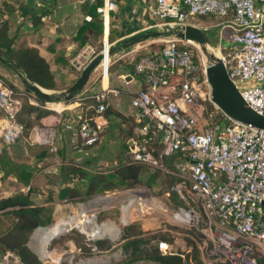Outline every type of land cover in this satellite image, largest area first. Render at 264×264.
<instances>
[{"label": "built area", "instance_id": "2783aa9c", "mask_svg": "<svg viewBox=\"0 0 264 264\" xmlns=\"http://www.w3.org/2000/svg\"><path fill=\"white\" fill-rule=\"evenodd\" d=\"M32 1L35 9L47 8L43 20L52 19L54 0ZM86 1L94 4L97 0H79L77 5ZM123 1L102 0L97 8L104 33ZM127 1L149 15L154 23L144 31L162 33V49L138 58V52L147 47L140 43L129 53L110 55L115 44L105 40L103 33L102 47L87 42L73 65L82 72L101 55L96 69L99 79L109 75L114 60L133 63L135 74L144 76L148 87L139 90L131 101L138 128L127 162L177 178L167 195L175 193L183 205H164L161 215L170 227L190 234V247L184 241L175 245L160 242V253H191L196 248L199 264H264V131L225 116L213 104L205 60L197 48L176 35L188 24L204 27L193 22L195 17L226 18L221 24L228 22L233 27L226 26L232 32L227 50L220 45L221 60L247 106L264 118V0ZM10 3L0 0V10ZM16 14L21 22L22 16ZM84 21L90 23L93 17L86 15ZM94 92L86 87L73 102L40 103L26 92L19 97L0 77L4 140L13 144L24 138L29 147H45L57 154L68 132L71 152L89 158L108 125L105 113L109 92ZM90 100L95 103L79 109ZM26 101L60 116L79 110L71 117L65 115L64 123L57 119L34 126L25 137V127L17 122V115ZM208 103L213 107L209 109ZM173 157L177 159L172 166L167 165L165 159ZM143 197L158 201L147 199L145 193ZM0 264L22 263L19 256L5 251L0 254Z\"/></svg>", "mask_w": 264, "mask_h": 264}, {"label": "trees", "instance_id": "16d2710c", "mask_svg": "<svg viewBox=\"0 0 264 264\" xmlns=\"http://www.w3.org/2000/svg\"><path fill=\"white\" fill-rule=\"evenodd\" d=\"M11 1L10 4H5V9L6 7L10 8L8 16H12L14 11L20 12V16L23 18L22 29L28 31L29 26L27 23L29 20L32 21V28L35 29H38L43 24V16L47 8L43 9L40 7L35 9L31 3L33 2L32 0H29L28 5L24 4V0ZM100 5H102V0H97L94 4L87 1L83 5L85 12L93 17V21L90 23L84 21L78 28L76 35L73 36V40L78 43V50L73 52V56L78 54L90 37L97 39L103 34V22L97 13V8ZM119 35V38L123 37L124 33L121 32ZM17 42L18 32L11 30L10 21L8 19H0V66L2 68L8 70L12 75H17L25 84H37L45 90L63 91L70 87L66 86L64 88L58 85L56 76L51 71L50 64L40 54L37 47L18 46ZM111 42H114V40ZM58 59L64 65L68 63L63 57ZM114 68H117V66L112 67L111 72ZM126 68L132 71L133 66L127 65ZM4 81L15 89L7 80ZM37 100L40 103L43 102L39 98ZM58 101L61 100H53V102ZM89 102L95 103L94 100ZM208 107L212 108L213 105L208 103ZM34 113L36 115L33 116ZM49 113L51 112L40 107L25 104L17 115V122L25 127V133L28 135L29 131L40 123L41 118ZM45 155L46 151H42L38 156L43 158ZM175 159L177 157L165 159V162L167 165L172 166ZM6 174H9V172H6ZM27 174L28 172H23L21 175V180L25 183L29 182V175ZM111 174L116 178L112 183L107 182V176L103 173L88 176L80 167L71 163H64L59 170V181L64 184H71L76 183V180H78L77 183H81V179L86 175L88 176V187L84 192L76 185L73 188L58 189L59 194L51 193L47 197V203L53 202L56 198L62 200L80 197L83 194L87 196L94 195L97 194L96 191L99 189L105 192L122 187L133 188L138 185H146L152 188V184L153 186L157 184L158 179L160 184L166 187L169 192L171 187L177 182V178L174 176L165 175L166 179H164L159 172L154 173L144 165L128 162L115 166ZM147 176L150 178L149 180H147ZM163 192L164 190L162 189L159 193ZM170 194L178 198L175 193L170 192ZM33 198L37 197H32L29 191L0 199V211L3 212L0 215V254L10 251L19 256L23 264H42L29 251L27 243L33 231L47 226L52 221V208L36 206L33 203ZM168 237H170L168 234L145 232L142 231L138 224H130L124 227L121 241L117 247L121 250L123 258L118 262L112 259L109 264H199V255L196 248L191 253L178 252V254L162 255L158 244L160 242L171 243L172 240ZM74 240L86 254L91 253L94 248L102 253L113 247L105 240H97L91 242L92 247L87 248V242L84 237L79 236L78 239Z\"/></svg>", "mask_w": 264, "mask_h": 264}, {"label": "crops", "instance_id": "0c3cea01", "mask_svg": "<svg viewBox=\"0 0 264 264\" xmlns=\"http://www.w3.org/2000/svg\"><path fill=\"white\" fill-rule=\"evenodd\" d=\"M78 1L79 0H54L52 7L55 9V14L52 16L51 20H44V23L38 29L32 28L31 23L28 25L30 28H32V32L35 34L41 33V30H43L44 26L46 28H50L49 34L51 35H47V41H45L46 39H43V43H39L37 45L30 44L28 46H34L39 49L40 54L50 64L51 71H53L55 74L59 86H61L63 83L66 86H71L81 74V72L73 65V63H75L76 56L80 53L84 46L79 50L76 56H73V52L78 50V43L73 40V36L76 35L78 28L84 23V16L89 14L85 12L83 6L84 4L77 5ZM31 3L34 5L33 2ZM28 4L29 1L27 2V5ZM118 10H122L121 13L123 16L121 21L123 22V30L116 33L117 38L115 40L113 39L115 44L122 45V41L125 39H128L134 35H142L146 32H149L144 31L145 28L151 24L149 15L144 13L143 9L138 8L133 1H123L119 4ZM70 19H73V26L75 25V27L72 29L71 34H67L64 30L65 27H69L66 24ZM45 22L47 23V26L45 25ZM116 27L118 28V26ZM24 31L27 32V30ZM111 32L112 29L109 28V40L112 36ZM121 32L124 33V36L119 38V33ZM38 38H41V36ZM91 39L93 38L90 37L87 42H89ZM154 51L156 50L147 46L138 52L137 57L139 58L140 56L153 53ZM59 57H63V59H65L68 63L64 65L63 62L58 59ZM128 65L133 66L132 71L126 68L127 65H121L122 67L119 66L117 75L113 78L109 73L108 76L100 78V80L98 74L92 73L87 85L84 87L95 91V94L101 91L109 92V95L106 98L109 105L106 111L108 125L103 130L100 143L91 151L90 157L87 159L81 158L71 152L68 144L70 133L68 132L64 134L65 139L64 141L60 142L59 147H61V144L65 142L64 145L67 146L69 151H60L59 153L55 154V157L51 159L50 157H48V159L45 157L44 161L43 158H37L34 164L38 167V169L35 167V165L33 166L30 163H23L20 165V163H16V161L13 159L12 163H16L13 164L16 169H14L15 172L13 171L10 173L9 170H5L6 168L4 167V162L7 165H10L11 163L7 161L4 153L0 151V193H3L2 186L5 184V181H7L11 184L10 190H20L17 193H27L30 191L32 197H37L33 198V203H35L36 206L47 207L49 204L47 203V197L51 193L59 194L58 189L75 187L74 183H71V185L64 184L62 181H59V170L62 164L71 163L74 165V163H77L78 167H80L83 172H85L88 176H93L100 173L97 171L100 166H104L105 169H108L107 166L112 164L113 168L108 171L111 174L115 166L120 163H126L128 150L131 147L132 140L135 138L138 128V125L135 121V115L137 111L132 107L131 101L133 96L139 90L146 89L148 87L144 76L135 74L133 63H129ZM7 73L10 76L3 74L5 77L4 80L8 79L11 82L10 85H12L15 88V91L19 94V97H22V92L27 93L26 84L17 75H12L9 71ZM50 108L55 109V106ZM78 110L79 109L69 111L62 116L54 111H50L51 113L41 118L40 125L42 123H53L57 119L61 120V123H64V118L66 116L71 117L74 112H77ZM20 141L21 142L18 146V149L21 152L31 151L33 149V147H29L25 143L24 138H21ZM12 146H17V142L13 143L11 147ZM12 150L16 153L15 148ZM56 157L59 161H57L56 164L50 163L51 161H54V159L56 160ZM47 163L51 164L49 165L48 170L46 165ZM42 164H44L46 168H40ZM6 172H9V174H6ZM23 172H28V183H25L23 180H21V175ZM47 173L49 174L48 177ZM88 176L85 175L81 179L82 182L79 186H82L83 189L79 188L78 186L76 187L85 191L88 187ZM76 182H78V180H76ZM14 195L17 194L11 193V195H5L0 199Z\"/></svg>", "mask_w": 264, "mask_h": 264}, {"label": "rangeland", "instance_id": "374dc122", "mask_svg": "<svg viewBox=\"0 0 264 264\" xmlns=\"http://www.w3.org/2000/svg\"><path fill=\"white\" fill-rule=\"evenodd\" d=\"M10 8L6 7V9L4 10H0V19L1 20H5L8 19L10 21V26H11V30L13 32H18V42L17 45L18 46H28V45H33V44H39V43H43V39H46L45 41H47V35H51L49 34L50 32V28H46L45 26L43 27V30H41V33H33L32 32V28L29 27L28 31L25 32L24 30H22V21H20V19L17 18V14L14 11V14L12 16H8V11ZM119 11V10H118ZM117 11V12H118ZM122 10L119 11V13H115L113 14V18H112V23H111V29H112V36L110 38V42L114 39L117 38V34L119 31H122V26H123V22L121 21L122 18ZM18 12V11H17ZM18 14L20 15V12H18ZM115 15V16H114ZM227 20L226 18H221L215 15H208V16H204V17H195V19L193 20V22L197 23L201 26L204 27H210L209 31L207 32L211 42L214 45H218L219 43V39H220V35L221 36V41H220V45H221V49L223 51H226L227 48L229 47L230 43V34L232 32V29L225 27L223 29H221V22ZM44 23V22H43ZM150 23H154L152 20L150 21ZM28 24V23H27ZM74 21L73 19H70L66 25H68L69 27L66 28L65 27V33L67 34H71L72 29L75 27V25L73 26ZM45 25L47 26V23L45 22ZM49 25V24H48ZM118 26V28L116 27ZM39 36H41V38H38ZM161 38V37H160ZM160 38H153V39H149L148 41L142 42V44H140L141 46H148L151 47L155 50L158 49H162L163 47V43L161 42L162 39ZM102 41H103V34L100 35L97 39H91L89 42L93 45V47L100 49L102 47ZM112 44H115V42H113ZM113 47L116 48L115 53L117 54H125V53H129L130 51H132V49H134L135 46H132L128 49H123L121 44H115ZM128 65L129 63L127 61L124 60H114L111 68L114 67L115 65L117 66V68H114L111 72V68H110V76L113 78L117 75V70L120 67H122L123 65ZM122 65V66H121ZM8 70L4 69V68H0V77L2 79H5L4 75H9ZM98 74L100 71L95 70V72ZM10 76V75H9ZM8 81L9 84H11V82L6 79ZM101 80V79H100ZM61 87H66V85H64V83L61 85ZM67 89H65L64 91H66ZM27 91V90H26ZM50 93H52V95L58 94L60 92H64V91H50L47 90ZM27 95H29V97H35V95L32 92L27 91ZM36 98V97H35ZM62 101V100H61ZM28 104L31 105L29 102H24L23 105ZM94 103H86L84 105H82L81 108H86L87 106H91ZM35 107H40L41 109L46 110L45 107L43 106H37V105H32ZM43 107V108H42ZM211 107H209L210 109ZM212 111V109H211ZM215 113V112H214ZM36 115V113L33 114V116ZM0 122H1V129H0V151H2L4 153L5 158H7V161H9V163H11L9 166L4 162V168L6 171L9 170L10 173H12L13 171L15 172L14 169H16V167L13 164L16 163H20V165H22L23 163H30L33 166L35 165L34 162L42 157L38 156V154H40L42 151H46V155L43 156V161L44 158L50 157L53 158L55 157V154L49 153V150L45 147H40V146H36L33 147V149L31 151H26V152H21L18 149V146L20 145V140L17 141V146H12V144L7 143L4 140V137L2 135V129H4L5 124L2 122V116L0 114ZM41 122V120H40ZM40 125L36 124L35 126ZM26 133L24 131L23 136L26 137ZM136 137V136H135ZM23 139V138H22ZM65 139V138H64ZM63 139V141H64ZM65 142H63V144H61V147H59L58 145V152L60 151H66L69 149L67 148V146L64 145ZM67 145V144H66ZM13 148L16 149V153L12 150ZM18 149V150H17ZM21 152V153H20ZM1 155V154H0ZM15 160L16 163H12V160ZM19 161V162H18ZM59 161L56 157V160L54 159V161H51L50 163L52 164H56V162ZM46 163V162H45ZM31 165V166H32ZM47 165V170L49 169V165L51 164H46ZM11 167V168H10ZM35 167L38 169V167L35 165ZM108 169H105L104 166H100L98 168V172L103 173L107 179V182H113L116 180V178H114V176L112 174H110L108 171H110L113 167L112 164L107 166ZM42 169L46 168V166L44 164L41 165ZM154 173L158 172V171H153ZM159 174H161V176L166 179L165 174H162L161 172H159ZM46 176V175H45ZM49 176V174L47 173V177ZM145 176V175H144ZM150 178L147 176V180H149ZM44 181V180H43ZM159 179L157 180V184H155L153 186L152 184V188L147 187L146 185H138L136 187L133 188H127V187H122V188H118L115 190H110V191H101L100 189L97 190V194L94 195H90L87 196L85 194H83L80 197H75V198H69V199H57L54 200L53 202L49 203L47 205V207L52 208V221L50 224H48L47 228L51 227L52 225H54L59 219L61 218H69L74 216L75 214L81 215L82 214V209L81 206L87 204L88 202H90L91 200H93L94 198L98 197V196H104V197H113L116 196L120 193H130L132 191H141L142 189L145 190V194H147V199L150 198H154V199H158V202L163 205L169 206L170 203H174L177 207L183 205L180 201H178V198L173 197V195H170V197L167 195V189L166 187H164L162 184H160ZM72 185V184H71ZM74 185L78 186L79 188L83 189V187L79 186L80 183H75ZM159 185V186H158ZM11 188V184L7 181H5V184L2 186V190L3 193H0V198L7 195H11V193H16L20 190H16V191H12ZM164 190L163 193H159L161 192V190ZM84 192V190H82ZM5 194V195H4ZM128 196H131L130 194ZM56 197V196H55ZM141 198V197H140ZM144 198V197H143ZM172 206V205H171ZM136 216V217H135ZM86 218L92 219L94 218V222L95 224H97L98 226L103 227L105 225V222H114L116 225V228L114 229L113 232H111V234H107L104 235L101 238L95 239V238H91L90 236V230L87 231H82L81 229L77 228V227H72L69 228L66 233H64L63 235L59 236L58 238H55L52 240V242H50L49 246H48V251H49V258H41L37 252L33 249V237L36 233V231L39 229L37 228L35 231L32 232V234L29 237L28 243H27V247L29 249V251L37 258V260L42 263V264H109L112 259L115 262L120 261L123 257H122V252L120 249H118V245L121 241L122 238V232L124 227L130 225V224H138L142 231L145 232H151V233H163V234H168L172 240V244L175 245L176 243H181L182 241H184L187 245V247H190V241H189V231H185V230H177L174 229L172 227L169 226L167 219H165L166 217L161 215L160 213H157L155 211L152 212H145L142 216H139L138 214L134 213L133 217L130 211L125 210L122 206V203L117 200V202L113 205H111L110 207H108L107 209L103 208L99 211H96L94 213H89L88 215H86ZM133 218V219H132ZM132 220V221H131ZM131 221V222H130ZM126 224V225H125ZM51 225V226H50ZM79 236H82L85 238L87 245L86 247L90 248L93 245L91 244V242L93 241H97V240H105L107 241L109 244L113 245V247L105 252H98L94 249H92L91 253L86 254L85 252L82 251L81 247L78 246L75 242L74 239H78ZM63 237V238H62ZM72 238V239H70ZM117 248V249H115ZM22 263V261H21ZM23 264V263H22Z\"/></svg>", "mask_w": 264, "mask_h": 264}, {"label": "water", "instance_id": "95a60500", "mask_svg": "<svg viewBox=\"0 0 264 264\" xmlns=\"http://www.w3.org/2000/svg\"><path fill=\"white\" fill-rule=\"evenodd\" d=\"M226 26L233 27L231 23H222L221 29ZM210 27H200L188 24L176 35L182 41L193 45L202 55L207 64V77L210 84V97L213 104L227 117L238 120L242 123L251 125L254 128L264 131V118L247 106L240 92L230 80L228 72L221 60L220 41L214 45L208 35ZM160 32H146L142 35H134L122 41V48L128 49L132 46L148 41L149 39L159 38ZM217 51V54L214 53ZM116 49L110 50V55H114ZM102 56H98L80 74L78 79L64 92L52 95L49 91L41 88L37 84H26V89L32 92L37 98L45 103H52L53 100H63L73 102L78 92L82 91L87 85L92 73L98 68ZM51 226V225H50ZM40 227L39 229H46ZM102 239V238H101Z\"/></svg>", "mask_w": 264, "mask_h": 264}, {"label": "bare ground", "instance_id": "6f19581e", "mask_svg": "<svg viewBox=\"0 0 264 264\" xmlns=\"http://www.w3.org/2000/svg\"><path fill=\"white\" fill-rule=\"evenodd\" d=\"M108 22L106 24V33H105V40L108 39ZM214 53L217 54V51L214 50ZM107 57V56H106ZM107 59V58H106ZM52 107V105L48 106ZM56 109V108H55ZM0 129H1V122H0ZM1 132V131H0ZM145 190L142 189L141 191H132L130 193H120L113 197H104L98 196L88 202L85 205L81 206L82 214L78 215L75 214L69 218H61L59 219L54 225L46 229H38L33 237V249L37 252V254L41 258H49V251L48 246L53 239L58 238L59 236L66 233L69 228L77 227L82 231L90 230L91 238H102L104 235L111 234L116 228L114 222H105L103 227L98 226L94 222V218L89 219L86 218V215L89 213H94L102 209H107L111 205L115 204L117 200L122 203V206L125 210L131 212L132 217L133 214L136 213L139 216H142L145 212H152L155 211L157 213L164 212L163 206L158 201H151L145 200L142 198L144 195ZM131 196H128V195ZM141 197V198H140ZM136 217V216H135ZM133 219V218H132ZM63 238V237H62Z\"/></svg>", "mask_w": 264, "mask_h": 264}]
</instances>
